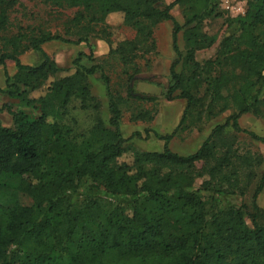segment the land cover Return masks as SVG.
Wrapping results in <instances>:
<instances>
[{
  "label": "trees",
  "instance_id": "1",
  "mask_svg": "<svg viewBox=\"0 0 264 264\" xmlns=\"http://www.w3.org/2000/svg\"><path fill=\"white\" fill-rule=\"evenodd\" d=\"M45 1L55 8L76 9L66 21V33L78 38L40 26L0 36V65L6 75L0 93L20 98L32 110L5 105L13 124L0 120V264H264V209L258 204L264 170L250 205L222 203L225 195H245L247 186H239L240 176L245 175L248 185L262 158L231 147L220 152L218 144L228 127L264 143V136L240 125L247 113L264 118V0L249 1L246 14L235 20L239 33L225 37L215 57L204 63L196 53L215 44L202 24L216 13L217 0ZM16 4L0 0V33L9 29ZM176 5L185 9L183 24L172 14ZM113 12L124 13L125 24L136 30L133 40L111 48L126 67L154 49L155 25L172 22L176 58L166 97L187 101L181 123L198 104L200 113L209 115L233 111L195 152H174L169 145L174 133L158 136L165 141L162 151L128 145L121 131L122 104L151 102L156 96L138 93L130 84L123 97L102 66L82 63L83 52L74 60L72 74L53 80L44 96H29L62 70L43 46L56 40L88 43ZM181 32L184 49L179 45ZM29 50L41 54L40 63H22L20 55ZM8 60L18 69L13 77ZM96 74L108 93V124L89 84ZM126 74L130 83L135 75ZM202 89L203 96L196 97L194 91ZM81 112L88 116L87 123ZM148 115L142 110L132 118ZM129 151L133 161H122ZM205 176L194 189L196 179ZM91 186L123 201L87 194ZM79 192L85 195L73 200ZM21 193L33 204L24 205Z\"/></svg>",
  "mask_w": 264,
  "mask_h": 264
},
{
  "label": "rangeland",
  "instance_id": "2",
  "mask_svg": "<svg viewBox=\"0 0 264 264\" xmlns=\"http://www.w3.org/2000/svg\"><path fill=\"white\" fill-rule=\"evenodd\" d=\"M15 8L10 11L11 25L0 36H9L16 33L21 28L43 27L52 31H59L68 38L76 39L66 33V21L72 18L76 9L73 8H55L45 0H15ZM171 3L173 0H166ZM250 0H217L216 13L203 21V31L215 39V44L196 53V59L204 63L206 60L215 57L221 41L230 35L239 33L236 19L246 14ZM172 14L175 19L183 24L186 21L185 9L176 5ZM173 24L171 21L161 22L154 27L153 38L155 47L149 53H141L137 57L133 66H124L121 61L111 53V48H116L121 42L133 40L136 37V30L124 22V13L113 12L107 19L106 24H101L95 28V31L89 36L88 43H70L56 40L46 43L43 48L49 56L62 69L56 76L51 77L45 85L29 93L30 97L39 98L44 96L51 84L57 78L72 74L75 71L74 60L80 52L85 56L82 63L86 66L97 64L102 66L105 73L111 78L113 89L118 91L123 97L128 96V86L131 84L134 90L141 94L156 96L155 101H134L130 100L128 104H122L123 117L121 122V131L127 144L140 151H162L165 141L158 136H164L174 133L170 142V148L179 154L188 155L200 148L205 139L211 134L212 130L219 124L226 122L232 110L222 113L209 115L207 111L200 113L198 104L191 108L188 119L181 123V119L187 107L185 99L169 100L166 92L171 84L170 67L176 58L172 43ZM179 45L184 49L183 33L179 34ZM23 64L37 65L41 62V54L37 51L29 50L20 55ZM180 67H178V70ZM7 70L13 77L18 71L14 61H7ZM127 72L134 74V79L129 83ZM89 84L92 94L101 103V116L106 124L109 122V98L104 80L100 74L89 77ZM0 88H6V75L4 66L0 65ZM204 90L194 91L196 97H202ZM5 105H12L14 110H26L32 112L31 108L25 107L20 98L10 97L7 94L0 93V120L6 126L13 124L12 116L4 109ZM206 109V108H204ZM148 110L149 115L146 119L134 120L136 114L140 111ZM218 108L215 109V112ZM83 122L89 121L88 116L80 113ZM153 116V119H148ZM240 125L244 130L255 132L264 136V118L258 117L253 113H247L240 118ZM139 132L141 135H135ZM219 151L223 152L228 148L238 151L240 154H249L252 158H262L260 166H255V176L247 185L245 175L240 176V187L247 186L244 196L239 192L222 197L224 207L240 206L243 202L250 205L254 190L261 178L264 170V143L254 139L246 132H238L233 127H228L218 138ZM122 161L131 163L133 153L127 152ZM201 167V164H198ZM197 178L194 189L200 187L202 182L207 179ZM239 191V190H238ZM87 194L100 196L118 202L123 201V197H116L108 194L103 189L91 186ZM204 195L208 192L204 191ZM85 193L79 192L72 195L73 200L83 197ZM20 201L24 205H32L33 200L26 194H20ZM258 204L264 209V189L258 197Z\"/></svg>",
  "mask_w": 264,
  "mask_h": 264
}]
</instances>
